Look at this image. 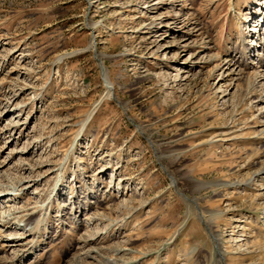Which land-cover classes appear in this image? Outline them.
<instances>
[{"label": "rangeland", "instance_id": "374dc122", "mask_svg": "<svg viewBox=\"0 0 264 264\" xmlns=\"http://www.w3.org/2000/svg\"><path fill=\"white\" fill-rule=\"evenodd\" d=\"M0 264H264V0H0Z\"/></svg>", "mask_w": 264, "mask_h": 264}]
</instances>
